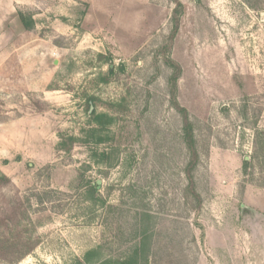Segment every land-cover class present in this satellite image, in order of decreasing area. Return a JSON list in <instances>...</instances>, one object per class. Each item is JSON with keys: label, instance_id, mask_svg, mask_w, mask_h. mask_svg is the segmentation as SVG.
Returning a JSON list of instances; mask_svg holds the SVG:
<instances>
[{"label": "rangeland", "instance_id": "obj_1", "mask_svg": "<svg viewBox=\"0 0 264 264\" xmlns=\"http://www.w3.org/2000/svg\"><path fill=\"white\" fill-rule=\"evenodd\" d=\"M0 264H264V0H0Z\"/></svg>", "mask_w": 264, "mask_h": 264}, {"label": "trees", "instance_id": "obj_2", "mask_svg": "<svg viewBox=\"0 0 264 264\" xmlns=\"http://www.w3.org/2000/svg\"><path fill=\"white\" fill-rule=\"evenodd\" d=\"M184 138H185V142L187 145V149L191 152V158H190L188 166H187L186 175H187V179L190 183V187H192L193 182H192V178H191L190 173H191V170L193 169V167L195 165V161L197 158H196V153L193 150V141H192V137H191L190 126L187 123L184 126Z\"/></svg>", "mask_w": 264, "mask_h": 264}, {"label": "water", "instance_id": "obj_3", "mask_svg": "<svg viewBox=\"0 0 264 264\" xmlns=\"http://www.w3.org/2000/svg\"><path fill=\"white\" fill-rule=\"evenodd\" d=\"M99 185V182H97V186Z\"/></svg>", "mask_w": 264, "mask_h": 264}]
</instances>
